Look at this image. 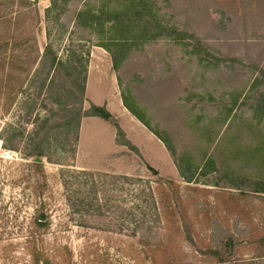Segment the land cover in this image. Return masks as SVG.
<instances>
[{
    "label": "rangeland",
    "instance_id": "1",
    "mask_svg": "<svg viewBox=\"0 0 264 264\" xmlns=\"http://www.w3.org/2000/svg\"><path fill=\"white\" fill-rule=\"evenodd\" d=\"M51 1L0 0V264H264V0H69L59 16L47 12ZM77 11L102 25L92 31ZM121 35L130 46L114 70L102 45ZM46 45L56 69L49 55L41 64ZM80 59L83 96L65 62ZM122 93L175 157L186 154L190 182L120 114ZM104 101L118 121L83 116L76 141L70 109ZM115 123L141 153L117 148L114 135L126 138ZM67 168L105 175L95 178L103 217L81 224L70 210ZM124 174L132 180L116 178Z\"/></svg>",
    "mask_w": 264,
    "mask_h": 264
},
{
    "label": "trees",
    "instance_id": "2",
    "mask_svg": "<svg viewBox=\"0 0 264 264\" xmlns=\"http://www.w3.org/2000/svg\"><path fill=\"white\" fill-rule=\"evenodd\" d=\"M69 0H52L50 3V6L47 9V12H50L52 10H54L55 15L59 16V14H61L62 12L65 11L66 8V4ZM132 6V2L130 3V8ZM117 9L113 8L109 10V14L114 16L113 19L109 18V29H111L115 35L117 36L120 32H121V25H122V17L120 16L122 11H116ZM102 11V10H100ZM116 15V16H115ZM85 16L87 18H85ZM76 17L77 19H81L83 20V18L89 22V28L92 29V31H94V26H98V23L102 25V22H99V17H97L95 15V13L93 11H77L76 13ZM99 34V33H98ZM99 36V35H98ZM147 38V37H144ZM153 38V37H151ZM151 38H147V39H151ZM101 40V38H99ZM106 39V38H105ZM109 39V43L111 42L110 45H102L103 48L108 51L111 55V62H112V66L114 70L119 69L121 62L123 60V58L125 57V54L128 51L129 48V42H130V38L126 35H121L118 37H110L107 38ZM113 47V48H112ZM70 56L72 55L73 50L70 49ZM50 56V67L56 69L59 65L62 64V61H60L59 59H56V57L53 55L52 52V48L50 45H46L45 49H44V55L42 57L41 60V64H43L46 56ZM70 56L68 57V59H70ZM71 61V60H70ZM70 61H65L66 63H68L69 65H74L71 69V75H73V79L74 81L79 78L82 81V84L80 85V92H81V96H83L84 91H85V82H86V77H87V60H83L80 59L78 61V63H74L71 64ZM80 68V69H79ZM78 85V84H77ZM122 97V104L123 106L132 114L134 115L147 129H149L159 140H161V142L164 144L165 148L167 149V151H169L171 157H173V161L174 164L180 174V176L185 179V181L190 182L191 181V175H187L184 171V165L187 164L188 162V157L186 156L185 153H182L181 155H179L178 157H175V153L173 151L172 145L167 141V139H165L164 137H161L158 133H156L148 124V122L142 117L140 116V114H138L135 110V108H133V106L127 102V98L128 95H126L125 93L121 94ZM68 111V109H66V112ZM70 111H72L74 113L73 110L70 109ZM71 113L70 112V122L69 123H73L75 126V130H76V141H78V127H79V123H80V119L83 116L86 117H99L102 118L104 120H111L112 121V116L110 114V112L106 109L105 106H97L94 104H90L88 109L83 110L82 112L77 111V113ZM47 122V121H45ZM113 122V121H112ZM115 128H116V134H122L123 136V131L120 129V127L115 123ZM1 139L3 141L4 146L9 147L10 148V139L6 138L4 135L1 134ZM122 145L128 147L129 149H133L135 150L136 148L130 144V142L126 139L123 140L121 142ZM40 149V144L38 143L37 145ZM43 155V152L38 150L35 151V153L30 154V156H41ZM206 156V155H205ZM204 158V157H203ZM210 161V158L207 157L205 158V161L203 163V165L201 166L202 168L206 166V163ZM37 166L40 167V162H38L36 164ZM192 166L194 167L195 170L199 169V165L198 164H193L191 163ZM205 165V166H204ZM208 166V165H207ZM208 168V167H207ZM148 169L153 173V174H157L156 170H154L152 167H148ZM62 173V184L64 186L65 189V193H66V201H67V205L70 208V210L75 213L78 214L79 219L83 218V216H91L93 218H101L103 217V211L106 212L109 210V207L106 205L104 199L101 200V198L98 196V192L101 188H103V183L99 182V180L96 181V177L98 176H105L104 174H95L92 171L89 170H85V169H65L63 171H61ZM109 177V176H108ZM110 178H112V176H110ZM117 179L121 180V181H131L132 179L127 176V175H121L116 177ZM118 182V181H117ZM113 184V183H112ZM116 188L122 190L123 185L120 184L118 182V184L116 185ZM149 197H151V195L149 194ZM103 198L104 195H103ZM143 201V200H142ZM147 201V199L144 201V203ZM154 205V204H153ZM119 216L122 218V214L124 212V209H119ZM118 211V210H117ZM130 211V209H129ZM132 213L130 212V215ZM141 217L144 219V212L140 213ZM129 219V218H128ZM130 220L134 221V218L130 217ZM144 220L139 219V221L137 223H135V225L132 227L131 231L132 234L135 233L136 229L138 227H140V225L143 224ZM37 222L39 223L40 226H46L47 222L44 219V215L43 214H39L37 217ZM80 223L82 224V220L80 219ZM119 222H117L118 224ZM119 229L118 231H123L124 230V223L120 222L119 224ZM106 228L110 229L113 227H109L108 225H105ZM127 227H129V225H126ZM37 261V258H36ZM38 264V261L35 263Z\"/></svg>",
    "mask_w": 264,
    "mask_h": 264
},
{
    "label": "crops",
    "instance_id": "3",
    "mask_svg": "<svg viewBox=\"0 0 264 264\" xmlns=\"http://www.w3.org/2000/svg\"><path fill=\"white\" fill-rule=\"evenodd\" d=\"M88 84H89V75H88V78H87V82H86V90H87V95H88ZM90 100V99H89ZM91 102V100H90ZM103 106L105 107H108V103L107 101H104L103 102ZM119 107V112L120 114H123V117H127V121L131 124V126H136V128H140L141 130H143L144 132H148V136L149 138H152L151 140H156L159 142L160 146L162 148H164L165 150H167L164 146V144L161 142V140H159L152 132H150L134 115H132L131 113L128 112V110L123 106V104H121L119 102V105H117V108ZM111 116H112V119H117V114H112L110 113ZM92 117V116H90ZM87 118V117H86ZM85 118V119H86ZM84 120L81 121V124H80V128L79 130L81 129V125L83 123ZM118 121V119H117ZM124 132V131H123ZM125 134V138L130 142L131 145H133L136 149H138L139 153H141V150L136 146L134 145L133 143H131V141L129 140V137L127 136L126 132H124ZM114 143L115 145L117 146V148H120V147H126L122 144H119V143H116L115 142V135H114ZM127 150V149H126ZM167 159H169V153L167 151H165V160L167 161ZM170 161V159L168 160ZM150 167V166H149ZM154 170H156V168H153Z\"/></svg>",
    "mask_w": 264,
    "mask_h": 264
},
{
    "label": "water",
    "instance_id": "4",
    "mask_svg": "<svg viewBox=\"0 0 264 264\" xmlns=\"http://www.w3.org/2000/svg\"><path fill=\"white\" fill-rule=\"evenodd\" d=\"M37 161H39V159H37Z\"/></svg>",
    "mask_w": 264,
    "mask_h": 264
}]
</instances>
